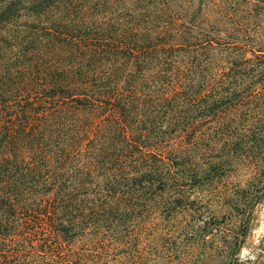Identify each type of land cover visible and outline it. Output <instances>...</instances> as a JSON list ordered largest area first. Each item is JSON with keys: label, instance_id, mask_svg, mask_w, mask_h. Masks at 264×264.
<instances>
[{"label": "trees", "instance_id": "obj_1", "mask_svg": "<svg viewBox=\"0 0 264 264\" xmlns=\"http://www.w3.org/2000/svg\"><path fill=\"white\" fill-rule=\"evenodd\" d=\"M263 10L0 0V264L135 258L155 200L225 199L264 161Z\"/></svg>", "mask_w": 264, "mask_h": 264}, {"label": "rangeland", "instance_id": "obj_2", "mask_svg": "<svg viewBox=\"0 0 264 264\" xmlns=\"http://www.w3.org/2000/svg\"><path fill=\"white\" fill-rule=\"evenodd\" d=\"M242 160L246 166H230L222 178L225 199L187 187L181 197L155 200L141 217L135 258L111 252L98 264H264V161Z\"/></svg>", "mask_w": 264, "mask_h": 264}]
</instances>
